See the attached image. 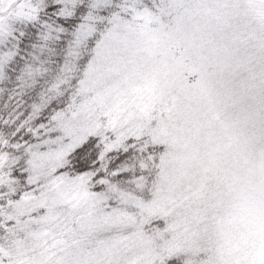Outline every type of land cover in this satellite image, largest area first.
Segmentation results:
<instances>
[{
  "label": "snow or ice",
  "instance_id": "snow-or-ice-1",
  "mask_svg": "<svg viewBox=\"0 0 264 264\" xmlns=\"http://www.w3.org/2000/svg\"><path fill=\"white\" fill-rule=\"evenodd\" d=\"M0 264H264V0H0Z\"/></svg>",
  "mask_w": 264,
  "mask_h": 264
}]
</instances>
